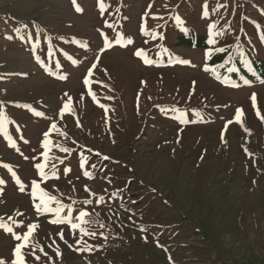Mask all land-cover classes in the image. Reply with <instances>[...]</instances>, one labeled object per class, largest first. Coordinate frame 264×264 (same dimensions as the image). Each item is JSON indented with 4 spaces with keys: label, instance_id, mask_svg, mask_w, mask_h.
Here are the masks:
<instances>
[{
    "label": "rangeland",
    "instance_id": "1",
    "mask_svg": "<svg viewBox=\"0 0 264 264\" xmlns=\"http://www.w3.org/2000/svg\"><path fill=\"white\" fill-rule=\"evenodd\" d=\"M196 1L191 2L193 10L186 16L191 29L196 27L197 15L202 14L205 3V0ZM177 2L125 0L122 4L121 0H109L106 5L111 6L102 16L97 0H77L83 9L79 14L68 5V0H0V24L7 20L16 27L28 25L25 29L30 35L22 39V50L33 41L37 44L43 36L57 35L91 38L93 46L98 48L93 55L83 56L75 71L68 74L69 80L57 87L68 89L66 99L71 98L70 108L63 116L49 98L47 103L42 101L49 92L41 85L46 81L43 76L35 86L40 91L26 87L6 97L13 102H38L44 113L41 121L30 127V146L13 161L26 191L21 193L18 186L11 184V198L0 200V211L5 212L0 219L19 234L23 232L16 228L17 223L23 231H27L30 223L36 225L28 247L23 250L26 264H264V94L255 92L259 116L252 106L250 89L244 91L250 97L249 103L240 108L241 122H236L233 110L229 114L231 126L224 121L214 128L187 127L174 119L175 114L167 113L165 119L160 110L163 106L193 107L196 93L192 92V82H196V90V86H203L204 77H199L197 71L190 76H176L173 71H161L153 66L136 74L131 68L138 67V62L132 59L136 49L143 48L150 57L151 49L157 45V41L139 32L140 25L144 24L147 31L162 34L172 12L179 15ZM123 9L127 15L121 19L130 18L127 29L135 34L126 37L119 33L124 39L134 40V45L127 46L132 58L122 57L127 53L125 49L121 56L114 53L104 56L110 52L105 51L92 70L90 85L86 86L82 78L96 62L94 56L102 47V38L94 26L97 23L96 30L103 28L105 19L120 23L114 13ZM206 28L207 25L201 31ZM39 29L45 34L35 37ZM107 31L109 37L115 38L120 30ZM145 40L149 42L146 44ZM14 52L10 48L5 52L0 46V65L4 64L5 69L12 70ZM197 64L200 66L201 62ZM89 88L96 95L95 100L88 94ZM197 91L201 94L205 89L201 87ZM154 105L157 111L153 110ZM147 113H151L152 120L147 118ZM53 123L56 129L51 128ZM45 131L50 142L47 150L42 147ZM59 145L70 151L62 152ZM80 148H86L98 160L93 162L83 156L77 150ZM45 151L50 158L45 171L49 174L58 168L62 173L59 180L44 179L41 187L62 203L72 204L74 216L86 208L93 221L87 230L95 231L96 236H84L78 244V230L74 237L69 226L50 222L54 214H35L30 182L38 177L34 165L45 162ZM103 156L110 159L104 160ZM69 161H73L71 171L65 172L63 166ZM85 171L94 178L85 177ZM86 185L90 192L85 191ZM14 187L18 192L13 191ZM117 191L118 196L110 197ZM101 195L105 204H83L84 200L95 201ZM62 214L67 215V208ZM141 228L145 231L141 232ZM61 231L63 240L59 237ZM101 232L107 239L100 236ZM16 243L19 241L11 234L2 233L0 258L10 262ZM86 245L93 246L91 252L75 250ZM33 247L41 257L39 262L31 255ZM57 247L59 257L55 254ZM40 248L48 255L44 256Z\"/></svg>",
    "mask_w": 264,
    "mask_h": 264
},
{
    "label": "trees",
    "instance_id": "2",
    "mask_svg": "<svg viewBox=\"0 0 264 264\" xmlns=\"http://www.w3.org/2000/svg\"><path fill=\"white\" fill-rule=\"evenodd\" d=\"M109 0H105V3ZM122 4L125 0H121ZM198 2L196 0H178L176 4V10L179 12L180 17L185 22L184 26L188 29V34L182 33L176 26L174 21L175 12L167 18L164 28L161 33L165 36L163 40H157V45H160L168 49L167 53H164L163 57L158 56L157 53L161 51L160 47H154L150 51V57L157 61V64L153 67L161 71L171 72L173 71L176 76L182 74L188 75L194 71L199 72V77H204L205 81L201 80V83L205 91L199 94L197 89L201 88L196 86L194 100L192 101L193 107L185 106H163L162 109H171L172 107L180 108L188 114L190 119L200 120V117L195 116V112H200L203 117L202 122L185 124L187 127H199L204 125L206 127H219L223 122H228V126L232 125L229 122V114L231 111L244 107L245 104L249 103L250 94H244L245 90H250L258 94H264V85L260 83L261 79H264V43L260 40L261 33H264V0H208V10L210 15L208 18L202 19V14L197 15L196 27L191 29L189 20L187 19L188 13L193 10V3ZM68 5L73 7L71 0H68ZM127 2L123 4L124 9ZM178 5V7H177ZM218 5H226L221 7L218 12L212 11ZM74 9V7H73ZM123 10L115 12L114 16L120 18V23L116 27V30H120L122 35L131 36V31L127 29L130 18L126 21H122L121 17L127 15ZM75 11V10H74ZM79 14V13H78ZM113 16V15H112ZM171 17V18H170ZM116 19V18H115ZM215 19V20H214ZM1 21V20H0ZM219 21L218 30L224 34L216 37L218 43L216 45H208L207 43V28L203 32L206 25L211 22ZM73 26V25H72ZM99 26L97 23L94 26V30ZM16 24L13 22H7V20L0 24V46L4 47V51L7 52L10 48L14 50L13 58L11 60L12 70L5 69L4 64L0 65V110L4 112L10 123L7 125L9 136L12 137L17 147L12 148L7 137L0 133V179L6 181L4 185H0L2 193H0V200L6 201L12 193L11 184H14V180L11 178V173L5 164L9 165L13 171L16 172L17 176L19 168L13 165L15 156L30 146L29 135L32 131L30 129L32 124L39 123L43 116H36L35 112L42 109V105L38 102L28 104L26 102H13V100H6L8 94L13 91L20 90L22 88H31L35 90L41 77L43 76L46 81L42 82L43 90L49 91L43 102L47 103L48 98L51 104L56 106L55 110H60L64 102L67 101L65 93L68 89H58L57 87L66 83L69 80L68 74L78 66V63L83 60V56L89 57L97 51V47L93 46L91 38L86 39L81 36H62L57 35L51 37L43 36L44 31H38V35L35 37L43 38L36 44L35 51L32 50L33 44L29 45L25 50H22V39L15 33ZM7 29H11L9 33ZM21 34L24 38L29 35V32L25 28L21 27ZM12 35V39H8L7 36ZM99 36V35H98ZM50 38V39H49ZM110 39H115L109 37ZM87 45L83 47L82 45ZM217 46H223L228 51L226 53H214L211 59L206 61L205 52L206 50ZM18 47V48H17ZM25 47V46H22ZM51 48L49 54L48 48ZM243 50L246 54V58L252 62L253 71L249 72L248 69L243 65L239 58L237 48ZM125 49L127 52L125 55L121 52ZM183 49V50H181ZM110 52L106 54H115L116 56L132 58V52L129 48H123L120 46H114L109 49ZM131 52V53H130ZM192 53H199L198 57L191 56ZM131 55V56H130ZM232 56V60L229 61L228 56ZM39 56L40 60L44 65L51 69L54 74L66 76L67 79L61 80L57 75H49L44 68H42L37 62L35 57ZM169 56L172 58L171 64L168 63ZM138 62V67L134 65L131 67L137 73H141L147 70L150 66L144 65L143 62L133 57ZM188 60L191 65H183L178 63L179 60ZM75 60L76 63H72ZM126 60V59H125ZM124 62V59L122 60ZM128 61V60H127ZM201 62L200 66L199 63ZM208 63L210 67H215L221 77L232 76L235 83H238L240 87L233 88L230 86L223 85L211 75V73H205L202 68L205 63ZM59 63L60 67L56 68L55 65ZM229 67H235L238 71L235 74L228 72ZM22 70V72H19ZM26 74V75H22ZM244 79H251V86L243 84ZM30 83L29 85L27 83ZM30 90V89H29ZM40 91L36 89V92ZM35 100H38L35 98ZM44 104V103H43ZM16 105H28V108L16 107ZM47 105V104H46ZM153 110L157 111V106H153ZM171 115L175 114L171 111L167 112ZM160 110V114L168 119V114ZM147 118L152 120L151 113H147ZM85 157H89L91 161L98 160L94 154L88 151L86 148L77 149ZM73 161L67 162L63 166V169L72 167ZM62 165V164H61ZM62 171V170H61ZM58 168L54 169L49 173L46 181H56L61 177V172ZM54 174V175H53ZM58 177V178H57ZM15 185V184H14ZM14 192H18L17 188L14 187ZM11 198V197H10ZM5 214L0 211V215ZM13 219V217H11ZM1 220V219H0ZM14 220V219H13ZM19 220V219H18ZM3 221V220H2ZM8 224V222L3 221ZM3 229H0V235L4 233ZM6 233V232H5Z\"/></svg>",
    "mask_w": 264,
    "mask_h": 264
},
{
    "label": "snow or ice",
    "instance_id": "3",
    "mask_svg": "<svg viewBox=\"0 0 264 264\" xmlns=\"http://www.w3.org/2000/svg\"><path fill=\"white\" fill-rule=\"evenodd\" d=\"M98 2V10L99 13L103 16V14L107 11V8L110 7L111 5H106L105 0H97ZM71 4L74 7V10L76 13H82L83 9L82 7L77 3V0H71ZM152 5L151 3L148 6V10L150 11ZM178 7V5H177ZM221 7H226V5H218L216 8H213L212 11L214 12H218L219 9ZM203 10H202V19L208 18L210 15V12L208 10V2L207 0H205V3L202 6ZM148 15V11L145 12L144 16L146 17ZM153 19H158V20H163L164 17L163 16H153ZM171 18V17H170ZM126 19V18H125ZM143 19V17H142ZM174 21H175V26L182 32L185 34H188V29L186 26H184L185 22L182 20V18L179 15H175L174 16ZM165 23H167V21H165ZM218 23L219 21H214L210 24L207 25V43L208 45H216L218 43L216 37L223 35L224 33L220 30H218ZM119 25V21H112L110 22L108 19L104 20V24H103V28L97 29V32L99 34V36L102 38V47L98 50V53L94 56V59L96 62L92 63L91 66L87 69V74L82 78L83 80V84L88 86L90 85L91 81H90V77L92 76V70L95 69L97 67V63L99 62V58L100 55H102L105 51L113 48L114 46H120V47H127L129 45H134V40L129 38V39H124V37L117 32L115 35V39H110L109 38V34L107 30H112L115 31L116 27ZM23 28H27L28 25H23ZM139 32H141L143 34V36L145 37H150L152 41H157V40H163L165 39V36L163 34H160L156 31H147L146 27L144 24H141L139 27ZM15 33L21 38L24 39V35L21 34V27H17L15 29ZM30 35V34H29ZM8 39H12L13 36L9 35L7 36ZM260 40L262 43H264V33H261L260 35ZM50 39V38H49ZM149 41L145 40L144 43H148ZM83 47H87V45H82ZM157 47L161 48V51L157 53L158 56L163 57L164 53L168 52L167 48H164L160 45H157ZM36 48V44L33 41V47L32 50L35 51ZM51 48H48V52L49 54L51 53ZM228 50L223 47V46H217L214 49L210 48L208 50H206L205 52V57H206V61L208 59H211L214 53H226ZM238 54H239V58L242 61L243 65L248 69L249 72L253 71V66H252V62L246 58V54L244 53L243 50L239 49V47L237 48ZM134 56L139 58L144 65H148V66H152L157 64L156 60H153L151 58L148 57V55H146L145 50L143 48L140 49H136L134 51ZM36 62L42 67L44 68V70L51 76V75H57L59 79L61 80H65L67 79L66 76L63 75H58V74H54L50 68L46 67L44 65V63L40 60L39 56L35 57ZM229 61L232 60V56L229 55L228 56ZM172 62V58L171 56H169V60L168 63L171 64ZM72 63H76L75 60L72 61ZM178 63L183 64V65H191V62L188 60H179ZM56 68L60 67V64L57 63L55 65ZM202 70L205 73H211V75L215 78V80L219 81L220 83H222L223 85L226 86H230L233 88H238L240 87V85L238 83H235L232 76H227V77H221V75L217 72L215 67H210L208 65V63L206 62L203 65ZM238 71L237 68L235 67H229L228 68V72L230 74H235ZM22 75H26V74H22ZM144 83V82H142ZM260 83L262 85H264V79L260 80ZM195 84L196 82L193 81L192 82V92L194 93L195 91ZM243 84L247 85V86H251L252 84V80L251 79H244L243 80ZM88 94L92 96V99L95 100L96 99V95L94 93H92L91 88H89L88 90ZM65 96H67V93H65ZM139 98V97H138ZM108 99H111V97H108ZM149 99H151V97H149ZM251 102H252V106L254 109L257 110V115H260L259 112V108H258V102H257V94L255 92H253L251 94ZM70 103H71V98H68V101L64 102L61 109L59 110L60 115L63 116V114L69 110L70 108ZM102 108H104L107 111V108L105 105L101 104L100 105ZM16 107H22V108H28V105H16ZM161 111H164L165 113L171 111L173 113H175L174 119L180 124V125H185V124H189V123H196V122H202L203 121V117L202 114L200 112H195V116L200 117V120H194V119H190L188 117V114L181 110L180 108L177 107H172L171 109H161ZM36 116H43L44 113L43 112H35ZM241 117H242V110L241 109H237L235 112V120L236 122H241ZM10 123V121L7 119L6 115L4 114V112L2 110H0V133H3V135L5 137H7L8 139V143L12 148H16L17 145L16 143L13 141L12 137L9 136L8 134V130H7V125ZM52 129H56L57 125L55 123H53L51 125ZM49 133L48 131H45L43 133V144L42 147L43 149L47 150L49 148ZM60 150L62 152L68 153L70 151L69 148L64 147L63 145H59ZM100 155V154H97ZM44 156V163H40L37 162L34 165V170L38 172V177L37 179H33L30 182V197L31 200L34 203V209H35V214L39 215L42 213H49V214H54V219H52L50 222L52 224H56V225H66L70 227V230L73 234V236L75 237L77 234V230L79 232V239L76 240V243H81V241L83 240L84 236H90V237H94L97 235V233L95 231H88L87 230V226L90 225L93 221L89 218L91 216V213L85 208L82 210L78 211V214H76L75 216L73 215L74 213V209L72 207V204H64L61 202L60 199H58L56 196L53 195H49V193L47 191H45L41 185L40 182L43 181L45 178L48 177V172L45 171V168L47 166V163L49 161V156L47 151H45L43 153ZM25 159H28V157H24ZM104 160H108L110 159V157L108 156H103L102 157ZM84 166V159L81 158V163H80V167L83 168ZM5 168L8 169V171L11 173V178L14 180V184L16 186H18V190L21 193H24L26 191V186L24 183L21 182L20 178L17 176L16 172L12 170V168L5 164L4 165ZM92 167H95V165H92ZM65 172H70L71 169L70 168H65L64 169ZM54 175V174H53ZM83 175L85 177L88 178H94L92 177V174L90 172L85 171L83 173ZM58 178V177H57ZM110 182V181H109ZM6 183L5 180L0 179V185H4ZM85 191L86 192H90V189L88 188V186H85ZM106 191V190H105ZM0 193H2V189H0ZM120 193L119 191L111 193L110 197L112 196H118ZM93 196L95 194H92ZM38 199V203H36L35 201H37ZM53 203L56 205L55 207H53ZM73 203H76L75 201H73ZM105 198L103 195L99 196L98 199H96L95 201L92 199H86L83 201L84 205H91V204H96V205H103L105 204ZM133 203H135V201H133ZM65 208H67V215H63L62 213L64 212ZM22 215V213H21ZM98 215V213H97ZM11 219V217H10ZM27 231H23L22 228H20V223L16 224V228L20 229V231L23 232V234H19L17 231L14 230V228L6 223H4L2 220H0V229H3L6 233H9L13 236L15 241H19V243H16L14 246V249L12 251V259L11 261H7L3 258H0V264H26V258H25V253H24V249L28 247V242L30 240V238L33 235V230L36 227L35 224H28L27 226ZM101 228L104 227L103 224L100 225ZM141 232H144L145 229L141 228L140 229ZM100 236L103 237L104 239H107L106 236H104L103 232L100 233ZM59 237L61 240L64 239V234L63 231H61L59 233ZM145 242H147V237H144ZM158 246H160L158 244ZM69 247H71V245H69ZM92 247L91 245H86L84 248H77L75 249L78 252H84V251H92ZM162 247V246H161ZM41 253H43L44 256H47L48 254L45 253L43 251V248H40ZM55 254L57 257H59L61 255L59 248L57 247L55 249ZM31 255L33 256L34 260L39 262L41 257L39 255H36V249L33 247L31 250ZM49 261L52 260L51 257H48Z\"/></svg>",
    "mask_w": 264,
    "mask_h": 264
}]
</instances>
